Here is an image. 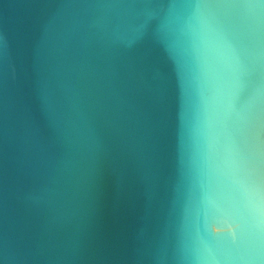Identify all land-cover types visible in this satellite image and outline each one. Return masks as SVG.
I'll return each instance as SVG.
<instances>
[{"label": "water", "instance_id": "water-1", "mask_svg": "<svg viewBox=\"0 0 264 264\" xmlns=\"http://www.w3.org/2000/svg\"><path fill=\"white\" fill-rule=\"evenodd\" d=\"M0 264H264V0H0Z\"/></svg>", "mask_w": 264, "mask_h": 264}, {"label": "snow or ice", "instance_id": "snow-or-ice-1", "mask_svg": "<svg viewBox=\"0 0 264 264\" xmlns=\"http://www.w3.org/2000/svg\"><path fill=\"white\" fill-rule=\"evenodd\" d=\"M216 224H214L213 226H215ZM237 235H238V233H237V231H236V233H235V235L234 236H228L230 239H232L233 241H235L236 239H237Z\"/></svg>", "mask_w": 264, "mask_h": 264}]
</instances>
